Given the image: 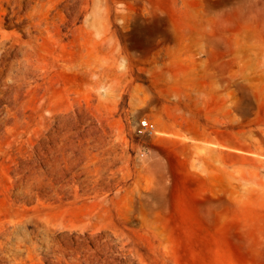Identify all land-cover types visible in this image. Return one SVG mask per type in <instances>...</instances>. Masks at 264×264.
<instances>
[{
  "label": "rangeland",
  "instance_id": "obj_1",
  "mask_svg": "<svg viewBox=\"0 0 264 264\" xmlns=\"http://www.w3.org/2000/svg\"><path fill=\"white\" fill-rule=\"evenodd\" d=\"M37 17L0 15V264H264V0Z\"/></svg>",
  "mask_w": 264,
  "mask_h": 264
},
{
  "label": "bare ground",
  "instance_id": "obj_2",
  "mask_svg": "<svg viewBox=\"0 0 264 264\" xmlns=\"http://www.w3.org/2000/svg\"><path fill=\"white\" fill-rule=\"evenodd\" d=\"M42 0H34V3H31L27 9L17 10V3L11 6L12 10L8 11L7 9L3 8L0 10V15H9L10 19L13 16H17L18 20L14 22L15 24L22 23L23 21H27L24 35L30 37V39H40L49 29L48 22L43 21L37 17V10ZM7 25H11L7 23ZM15 34H6L3 31H0V65L11 64L12 60L7 59L6 53L10 52V49H17L19 51L26 50V43L22 39V35L13 32ZM18 34V35H17ZM9 43V46L7 45ZM28 49V48H27ZM23 55V54H22ZM19 62L21 63V58L19 57L18 53L16 54ZM23 58V57H22ZM160 131H157L159 133Z\"/></svg>",
  "mask_w": 264,
  "mask_h": 264
},
{
  "label": "built area",
  "instance_id": "obj_3",
  "mask_svg": "<svg viewBox=\"0 0 264 264\" xmlns=\"http://www.w3.org/2000/svg\"><path fill=\"white\" fill-rule=\"evenodd\" d=\"M140 130L142 132L153 133L155 130V123L149 119H143L140 124Z\"/></svg>",
  "mask_w": 264,
  "mask_h": 264
},
{
  "label": "clouds",
  "instance_id": "obj_4",
  "mask_svg": "<svg viewBox=\"0 0 264 264\" xmlns=\"http://www.w3.org/2000/svg\"><path fill=\"white\" fill-rule=\"evenodd\" d=\"M97 95H98L100 98H105L106 93H105L104 91H98V92H97Z\"/></svg>",
  "mask_w": 264,
  "mask_h": 264
}]
</instances>
